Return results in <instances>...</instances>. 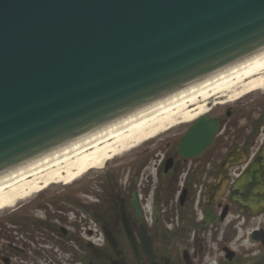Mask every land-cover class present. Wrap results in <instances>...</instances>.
<instances>
[{"label": "water", "instance_id": "water-1", "mask_svg": "<svg viewBox=\"0 0 264 264\" xmlns=\"http://www.w3.org/2000/svg\"><path fill=\"white\" fill-rule=\"evenodd\" d=\"M264 44V0H0V170Z\"/></svg>", "mask_w": 264, "mask_h": 264}, {"label": "flooded vegetation", "instance_id": "flooded-vegetation-1", "mask_svg": "<svg viewBox=\"0 0 264 264\" xmlns=\"http://www.w3.org/2000/svg\"><path fill=\"white\" fill-rule=\"evenodd\" d=\"M219 121L193 156L169 142L163 155L158 149L160 174H148L150 164L141 161L144 174H84L61 202L42 193L20 203L0 218V264H66L73 252L84 264H246L263 257L264 165L247 173L264 162V103L231 108ZM243 160L248 169L226 174Z\"/></svg>", "mask_w": 264, "mask_h": 264}, {"label": "bare ground", "instance_id": "bare-ground-1", "mask_svg": "<svg viewBox=\"0 0 264 264\" xmlns=\"http://www.w3.org/2000/svg\"><path fill=\"white\" fill-rule=\"evenodd\" d=\"M263 87L264 46L198 81L165 93L1 169L0 207L49 182L69 181L173 124L194 116L202 120L205 105L199 103V99L204 100L211 92L228 89L229 97L233 99L242 91ZM195 101L198 104L192 111L187 106Z\"/></svg>", "mask_w": 264, "mask_h": 264}, {"label": "rangeland", "instance_id": "rangeland-1", "mask_svg": "<svg viewBox=\"0 0 264 264\" xmlns=\"http://www.w3.org/2000/svg\"><path fill=\"white\" fill-rule=\"evenodd\" d=\"M263 91H264V88L260 89V90L248 91V92L244 93L243 96H245V99H255L257 97L264 96ZM229 94H230V92L228 89H224L223 91L216 92V93L211 92V95H209L204 100H202L200 98L199 103H203L202 105H205L204 108L206 109L214 101L215 104L213 105V108L214 109L215 108H217V109L221 108V112L223 115L224 108L227 105L235 104V103H232L235 100L230 98ZM197 104H198V102L195 101L194 103L189 104L187 107L192 109V111L193 110L195 111L196 110L195 107ZM213 111H214L213 109L210 110V112H213ZM188 124H189L188 121L179 122L175 126H172L169 129H166V131L163 132L162 134H160L159 136H157L155 138H149L148 140L143 141L142 143H140L138 146L134 147L133 149H131L127 153H123L122 155H120L121 154L120 153V154L116 155L114 158H112L111 160H108L106 163L104 162L105 165H103V164L98 165L97 167H95V169L88 171L86 174H109V171L106 169V166H108L109 169L113 168V170L116 171L117 174H122L124 171V164L126 162H130L138 156L144 157L148 154L149 155L153 154V153L156 154L158 149L162 152L163 146L165 144L164 142L167 140H171V138L174 137L176 133L180 132V134H182L184 131H186ZM151 142H155L154 145L151 144ZM162 155H163V152H162ZM152 164L153 165L151 166V170L155 172V169H154L155 164L154 163H152ZM103 166H104V168H103ZM98 167H102V168H98ZM123 174H125V176H127L128 174H130V171H125ZM135 174H141V172L139 171V173L136 172ZM67 184L65 182H58V183H52L47 187L64 188V191H65Z\"/></svg>", "mask_w": 264, "mask_h": 264}]
</instances>
